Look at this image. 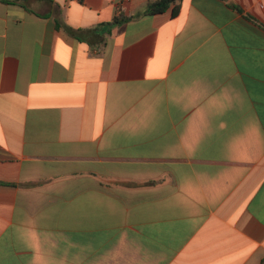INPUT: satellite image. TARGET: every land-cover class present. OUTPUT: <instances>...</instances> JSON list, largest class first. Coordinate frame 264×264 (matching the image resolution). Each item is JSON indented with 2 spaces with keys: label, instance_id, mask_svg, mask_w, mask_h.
I'll return each mask as SVG.
<instances>
[{
  "label": "crops",
  "instance_id": "obj_1",
  "mask_svg": "<svg viewBox=\"0 0 264 264\" xmlns=\"http://www.w3.org/2000/svg\"><path fill=\"white\" fill-rule=\"evenodd\" d=\"M155 1H0V264H264V0Z\"/></svg>",
  "mask_w": 264,
  "mask_h": 264
},
{
  "label": "trees",
  "instance_id": "obj_2",
  "mask_svg": "<svg viewBox=\"0 0 264 264\" xmlns=\"http://www.w3.org/2000/svg\"><path fill=\"white\" fill-rule=\"evenodd\" d=\"M2 1V0H0ZM181 0H157L155 2H152L150 4V13L153 15L156 14H163L165 13L171 6H175L173 9V15L176 16L179 13L180 10V5L179 2ZM231 7L233 9H235L236 11H238L240 14H244V11L242 8H240L238 5L231 3L230 4ZM246 17L250 20V21H256L252 16L250 15H246ZM128 20V18L124 17H119L115 20V23L117 24H122L124 22H126Z\"/></svg>",
  "mask_w": 264,
  "mask_h": 264
}]
</instances>
